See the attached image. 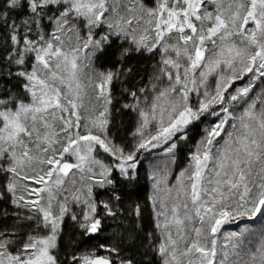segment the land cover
I'll return each instance as SVG.
<instances>
[{
    "label": "snow or ice",
    "instance_id": "snow-or-ice-1",
    "mask_svg": "<svg viewBox=\"0 0 264 264\" xmlns=\"http://www.w3.org/2000/svg\"><path fill=\"white\" fill-rule=\"evenodd\" d=\"M169 2L157 0L155 7H147L141 0H3L0 28L7 29L5 44L9 45L5 59L23 65L25 56L34 53L35 63L30 72L18 73L28 81L24 88L30 93L31 101L0 98V160L7 161L6 167L0 164V172L10 174L3 189L11 194V203L32 212L24 217L19 213L15 215L18 219L34 222V226L32 223L28 225L32 232L26 233V239L19 247H16L15 232H0V264H115L109 256L95 253L80 256L73 253L66 260H61L55 253L60 222L69 209L61 203L60 214L53 213V188L65 185L66 178L74 175L73 169L81 173L87 171V177L81 176L86 192L76 188L79 195L74 194L72 199L80 201L81 196L84 197L87 211L80 224L84 233L98 232L101 220L95 218L97 203L93 198V183L100 188L113 184L110 177L114 168L121 175L130 176V170L136 168L135 151L167 144L201 114L214 105H223L225 93L244 75L255 70L264 77V0H227L226 9L223 6L225 0H213L217 4V14L213 25L207 28L203 21L213 20V15L211 12L201 13L205 0H171V6ZM9 10H17L19 22L10 19ZM45 18L49 25H54L47 36L42 30ZM76 21H82L89 29L87 38L83 39L85 49L89 45L99 48L108 40V36L95 41L92 37L94 27L107 23L117 36L130 35L136 51L162 50L160 74L156 80L161 82L166 78L167 86L161 88L153 84L150 90L154 94L150 99L144 98L143 107L135 92L130 94L137 104L125 105L137 111L139 117L133 133L138 142L131 152L113 144L106 135L93 134L92 131L93 128L101 133L107 131L109 105L112 104L109 86L114 73H100L98 81L90 85L94 102L102 101V110L98 113L93 110L87 117L80 114L79 109L84 107V85L79 77L82 69L78 63L82 38ZM196 21L200 22L199 28ZM142 23L147 27L138 31ZM68 33L75 35L77 46L65 50L62 36ZM174 33L176 44H166L165 38ZM234 36L240 37L243 47L231 39ZM217 37L222 42L220 50L214 53V59L208 60L205 44L211 42L215 47ZM221 65H226L230 74H221L214 94L205 91L199 106L193 108L189 104V93L197 90L196 70L206 69L199 73L203 85L208 75ZM189 84L193 87L190 88ZM250 90L251 85L237 88L236 94L230 95L229 99L236 101L246 97ZM220 111L226 115L197 146L191 157L192 163L180 173L174 189H166L171 207L161 201L155 211V227L161 234V242L156 248L160 264H264V234L255 251L246 253L241 238L248 232L247 226L239 233L230 234L237 241L229 250L218 248L216 239L221 228L237 218L264 217V101L259 108L255 102L249 104L238 118L232 117L228 107H222ZM69 112L74 121L65 116ZM229 119H238L239 124L232 125L235 131L227 133L229 139L216 149L214 166L209 169L213 141L224 131ZM82 120H87L92 127L82 124ZM57 122L59 131L56 130ZM150 125L154 131H148ZM74 128H84L87 134L73 131ZM57 144L61 145L59 150ZM97 146L115 157L118 163L111 167L103 165L93 156ZM175 147L176 144L172 143L167 151L171 153ZM65 154L74 156L76 162H67ZM93 165H99L101 169L99 179H96ZM20 180L33 182L35 186L23 184V190L28 197L34 196L35 199L16 195ZM161 182L157 181V184ZM75 183L72 180V184ZM173 190L175 195H172ZM44 193L48 196L47 205L42 203ZM103 208L108 215H115L107 203H103ZM135 212L139 216V207ZM36 214L40 215L39 220ZM72 219L75 220L76 216ZM194 220L198 221V227L192 224ZM42 228L48 229L47 235L35 234ZM108 251L116 253L118 249ZM119 264H132V261L120 260Z\"/></svg>",
    "mask_w": 264,
    "mask_h": 264
},
{
    "label": "rangeland",
    "instance_id": "rangeland-1",
    "mask_svg": "<svg viewBox=\"0 0 264 264\" xmlns=\"http://www.w3.org/2000/svg\"><path fill=\"white\" fill-rule=\"evenodd\" d=\"M2 1V0H1ZM142 3H144L147 7H155L157 4V0H141ZM169 6H171V0L169 2ZM224 8H227V0H225ZM6 10V9H5ZM217 4L213 2V0H205L202 8L201 13H208L211 12L213 15V20H204L203 26L205 28L211 27L214 23V17L217 14ZM10 15H13L17 22H19L17 10H9ZM12 12V13H11ZM225 15H227V12H225ZM145 19H147L145 17ZM77 27L79 29V35L82 38L80 43L81 51L79 52L78 56V63L81 66V71L79 73L80 82L84 85L83 89V104L84 107L79 109L80 114L83 117H87L90 114L93 113V110L98 113V111L102 110L103 105L101 102H94V92L92 90V87L90 85L95 84L98 81V75L100 73H108L112 72L114 73V79L111 83L110 90H111V97H112V104L109 105L110 110V116H109V124L107 126L106 133L99 132L98 129L93 128V134H99L101 136L106 135L108 139L115 145H118L122 148H124L125 152H131L134 150L135 145L138 142V137H134L133 133L136 131V128L138 127L139 117L137 114V111H135L133 108H126L125 105H136L137 100L130 94L132 92H135L137 97L139 98L141 102V107H143V101L145 97H148L149 99L154 94L150 89L153 84H157L158 87H166L167 86V79L164 78L163 81L157 82L156 77L160 74L159 69L161 67L162 59H163V53L161 51H154V52H147L141 49L140 51H136V45H134L131 42V36H125L124 34H120L117 36L115 34V30L109 29L107 26V23H102L98 27H94L92 29V37L93 40H100L104 36H108V40L103 42L102 45L99 48H95L93 45H89L87 49L83 48V39L87 38V34L89 29L82 23V21H76ZM197 27H200V22L196 21ZM54 25H49V22L47 18L43 21L42 30L47 36V33L53 30ZM143 27H147L146 24L141 25L140 29L138 31H142ZM250 27H254V25L250 24ZM35 35V34H34ZM33 35V36H34ZM71 37V39H69ZM62 39L65 43V50H68L69 48L76 47V39L75 35L73 33H68L67 35L62 36ZM238 46L243 47L244 45L241 44V40L239 36H234L231 38ZM166 44H176V36L175 33L171 37L165 38ZM222 42L217 37L216 39V46L214 47L211 42H206L205 47L208 49L206 52V57L208 60H212L215 58L214 53H218L220 50ZM109 45H112L118 48V51H116V63L113 65L112 68H101V67H94L92 64V58L101 49H104L105 47H108ZM125 50L127 51V54H124ZM255 50L254 48L252 49ZM129 55L133 56L131 58H128ZM139 56H142L144 60L141 62L142 68L140 69V77L138 78V82L134 85H129L127 87H122L119 89L118 93L120 97H116L113 93V85L115 83H119L122 81L125 77V75L129 72V68H122V64L124 63V60L128 59L131 60V66H136V63H134V60L139 58ZM25 63L23 65H17L14 62H9L6 60V64L9 67L10 70H12V76L14 83L17 84L18 89L15 90L16 93L14 95L10 92V94H7L4 98H14L18 100H23L26 103L31 101L30 93H28L24 85L28 83L26 78L24 76L18 75L20 71H28L30 72L32 69V65L35 63L34 60V53L27 54L25 56ZM5 64V65H6ZM4 66V64H3ZM206 71V69L201 68L197 69L195 73V78L197 80L196 91H192L189 93V104L193 108H197L199 106V101L204 98L203 93L207 91L210 95L214 94L215 87L217 80L219 79V76L221 74L228 75L230 74L229 70L227 69L226 65H221V68H218L215 72L208 75L206 82L201 85L200 84V77L199 73L200 71ZM66 75V74H65ZM137 79V78H136ZM251 85V90L249 94L246 97H240L236 101H231L229 99L230 95L236 94L235 90L237 88H242ZM189 87H193V85L189 84ZM144 89V92H141L140 90ZM65 90V89H62ZM4 93H0V98H3ZM121 99V100H119ZM264 101V77H261L258 72L248 73L244 75L243 79L236 80L232 87L228 89V92L225 93V102L223 105L217 104L214 105L212 108L209 109L208 112H205L199 116L201 119L205 120V129L203 131V134L201 136V139L195 146L191 149V152L186 156L184 161H178L179 167L176 169L174 167V164L176 165V156L175 152L169 153L167 151V148L170 144L174 143L173 138L170 140L167 144H160L158 147L155 148H147V149H140L139 151H135V163L138 161H142L145 164L146 172H147V180H148V197L152 206L155 222V211L157 208L160 207L161 201H164L168 203L169 208L171 207V201L167 197L166 189L173 188L178 184L179 175L182 171L189 168V165L192 163L191 157L192 154L196 151L197 146L200 144V142L207 136L208 131H210L219 121L221 118H223L226 114L221 112L220 109L222 107H228L229 113H231L232 117L238 118L240 115L243 114L244 110L249 106V104L255 102L257 104V108L261 106V102ZM71 112V109H70ZM69 113H65V116H68V118L72 119L74 121V117L70 116ZM216 112L219 113V115H213L212 113ZM126 114V117L128 115L130 118L125 119L124 115ZM198 118V119H199ZM197 120V119H196ZM87 123L88 127L91 128V124L87 120H82L81 122ZM233 124H239L238 119H229L228 123L224 126V131L221 132V135L219 137H216L213 141V159L209 160V169L213 168L215 163V154L216 149L220 148L224 145L225 141L229 139L227 136V133L234 132L235 129L232 127ZM117 132H116V130ZM57 131H59V123L57 122ZM43 131V129H41ZM73 131H79L80 134L85 135L87 134L86 130L84 128L81 129H73ZM148 131H154L153 125L149 126ZM119 134V135H118ZM124 134V135H123ZM180 133H177V135L181 136ZM117 136V137H116ZM34 147V145H30ZM61 147L60 144L56 145L57 150H59ZM17 151H20L18 148ZM93 156L99 160L103 165L105 166H113L116 163H118L115 159V157L111 156L108 153H104L102 149H99L97 146V150L93 152ZM64 159L69 163H75L76 158L74 156H71L70 154H65ZM0 164H3L5 167L7 166L6 160H0ZM99 165H93V172L96 173V179H99L98 173L100 172ZM130 170V174L131 171ZM28 171L30 174V170ZM74 175H71L66 178V183L60 188H53L54 193V199L52 200V211L54 214L59 215L60 214V204L65 203L68 207V212H66L62 220L60 222V227L58 229V236L61 232V228L63 227L64 222H74L80 230H83L80 227V224L83 223V213L87 211L86 206L83 204L84 197L81 196L80 201H75L72 199V196L79 195V193L75 192L76 188L82 189L83 192H86V188L84 187V181H81V176L87 177L89 173L85 171L84 173H81L77 169L72 170ZM116 171L117 174L121 177L126 178L125 176L121 175L119 173L118 169H113V172ZM206 175L208 174V169L205 170ZM10 177V174L5 172H0V232H7L9 234L15 232L16 239H17V245L16 247H19L20 243H22L23 239H26V233L32 232V228H30L28 225L30 223L33 224L34 222H28L23 219H18L15 215L16 213L20 214V217H24L26 215L32 214V212L29 209H19L15 205L11 203L12 196L10 193H7L3 189V185L7 183L8 178ZM19 179V178H18ZM72 180H75L76 183L73 185ZM157 181H162L161 183L157 184ZM91 183V181H89ZM23 184H28L30 186H35L32 181H23L20 180V186L17 189L16 195H24L26 199H35V197H28L27 192L23 190ZM108 185H106L103 188H100L98 185L93 183V198L97 197V193L101 190H105ZM65 189H68V191H65ZM172 195H175V190H173ZM44 203L47 205L48 196L47 193H44ZM67 197V200L65 199ZM154 201L155 207H154ZM183 213V209H181V214ZM76 216V219L73 220L72 217ZM96 218V215H95ZM36 219H40V215L36 214ZM160 219H163L162 217ZM192 224L194 226H199L198 221H193ZM247 226L248 232L244 233V236L241 238L243 239V251L246 253L247 251H255L257 248L259 241L261 239V235L264 234V217H255L251 220L245 218H237L236 220L225 224L220 232L217 234V245L218 248L222 250H229L232 243H235L237 241L236 237L230 236L231 233L237 232L239 233L242 228ZM173 232L175 230L173 229ZM35 234L39 236H45L48 234V229L42 228L37 229ZM155 242H156V248L161 242V234L160 231L156 228L155 232ZM183 246V244H181ZM108 249H111L109 247H102L101 245L95 244V245H88L85 247H82L80 249H72L71 252H68L65 254V257L61 254V249L57 245V248L54 250L55 253L60 257L61 260H66L69 258L73 253H75L77 256L84 255V254H90V253H99L98 256H109L110 259H112L115 264H119V261L121 259H118L115 256V253L108 251ZM158 255V253H157ZM160 258V256L158 255ZM245 259H247V256H244ZM161 259V258H160ZM232 259H235V257H232Z\"/></svg>",
    "mask_w": 264,
    "mask_h": 264
},
{
    "label": "trees",
    "instance_id": "trees-1",
    "mask_svg": "<svg viewBox=\"0 0 264 264\" xmlns=\"http://www.w3.org/2000/svg\"><path fill=\"white\" fill-rule=\"evenodd\" d=\"M0 6H3V0H0ZM10 19L16 20L13 15H10ZM6 32L7 29L0 28V93H4L3 98L10 92L14 95L15 90L18 89L17 84L13 81L12 70L5 62L9 47L5 44L7 40ZM116 51H118V48L112 47V45L101 49L92 58L93 66L112 68L116 63ZM131 57L133 56L129 55L128 58ZM142 60H144L142 56L135 59L136 66H131V60H124L122 68H129L130 70L122 81L113 85L112 90L114 94L116 92V97H120L118 91L121 86L127 87L139 83L138 78L141 75ZM129 116L124 115L125 119L130 121ZM205 120V118L194 120L185 127L180 134L181 136L176 135L173 137L176 144L174 149L176 156L174 167L176 169L179 167L177 162H183L191 149L201 139L205 129ZM110 178L113 179L114 183L108 185L105 190L99 191L97 197L94 198L97 203L96 218L101 220L100 230L86 235L84 230L77 228L74 222H64L57 239V245L61 249V254L63 253L62 256L65 257V254L71 252L70 250L74 248L80 249L88 245L98 244L103 247L118 249L114 257L125 261L131 260L132 264H160V258L156 251L155 218L148 197L145 164L138 161L136 168L126 178L119 176L116 171L112 172ZM103 203H107L115 212V215H108L103 208ZM137 207L140 209L139 216L135 212ZM95 254L99 255V253Z\"/></svg>",
    "mask_w": 264,
    "mask_h": 264
}]
</instances>
